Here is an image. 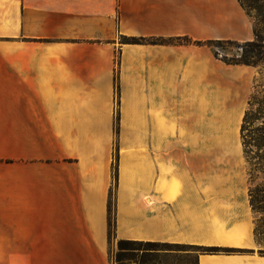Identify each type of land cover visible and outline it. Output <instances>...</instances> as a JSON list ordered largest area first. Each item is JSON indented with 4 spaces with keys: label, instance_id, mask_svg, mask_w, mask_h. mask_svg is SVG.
Returning <instances> with one entry per match:
<instances>
[{
    "label": "crops",
    "instance_id": "obj_1",
    "mask_svg": "<svg viewBox=\"0 0 264 264\" xmlns=\"http://www.w3.org/2000/svg\"><path fill=\"white\" fill-rule=\"evenodd\" d=\"M253 40L237 0H0V264H111L109 199L115 241L264 264L240 141L255 69L205 45Z\"/></svg>",
    "mask_w": 264,
    "mask_h": 264
},
{
    "label": "trees",
    "instance_id": "obj_2",
    "mask_svg": "<svg viewBox=\"0 0 264 264\" xmlns=\"http://www.w3.org/2000/svg\"><path fill=\"white\" fill-rule=\"evenodd\" d=\"M239 2V0H237ZM261 17L260 22L263 23L264 18L262 14H258ZM254 40L251 42L237 43L233 41H209L205 45L212 48L214 55L217 57V53L214 51L215 47H220L222 45H235L241 47L243 53L237 59H221L224 63L228 65H245L250 67H255L260 61L264 63V40L259 36L255 28L253 27ZM123 43L136 44L140 43L142 40L134 38H123ZM159 44H188L191 43L185 38L176 39H157L153 41ZM200 45V43H195ZM259 86L258 88H262ZM259 95L252 94L248 101L247 107L243 115L242 123L240 126V141L243 150V155L245 162L247 164V179L249 183L248 197L251 210L253 214L260 216L258 224L254 226L253 234L255 240L258 243L259 237L264 238V91L258 92ZM117 133V126H116ZM118 154L117 150L114 155V161L112 164V174L114 184L117 183L118 175ZM254 184V187H251ZM113 220H112V202L109 199L108 203V236L109 240L113 238ZM262 241V240H261ZM264 242V239L263 241ZM119 250L128 251H140L142 252V261L147 263L150 259L161 255L162 257H175L180 256L181 258L188 259L192 255L190 251L197 252L196 254V264H198L199 255L204 254H218V253H229L234 252L233 250L220 248V247H202V246H191V245H181V244H168V243H150V242H137L129 240H118L117 241ZM259 244V243H258ZM144 247V249H141ZM148 247H158V249H148ZM179 248H187V250H182ZM260 254L264 255V246L258 251ZM151 254H156L151 255ZM186 264H190L188 260Z\"/></svg>",
    "mask_w": 264,
    "mask_h": 264
},
{
    "label": "rangeland",
    "instance_id": "obj_3",
    "mask_svg": "<svg viewBox=\"0 0 264 264\" xmlns=\"http://www.w3.org/2000/svg\"><path fill=\"white\" fill-rule=\"evenodd\" d=\"M240 5L245 10L246 14L249 16V18L252 21L253 27L255 28L256 33L261 36V38L264 40V21L263 23L260 22L261 17L258 14L264 15V0H239ZM264 18V16H263ZM242 44L239 46L235 45H222L220 47H215L214 51L217 53V57L221 59L231 60V59H237L241 56L243 53L241 47ZM264 57V56H263ZM255 74L253 77V84H252V90L250 93V96L252 94L259 95L258 92L264 91V63L259 62L255 67ZM259 86H263L262 88H258ZM249 96V97H250ZM246 164V162H245ZM246 164V169H247ZM251 187H254V184H251ZM254 219V226L258 224L260 216L257 214H253ZM263 237H259L258 239V245L259 248L264 246ZM262 240V241H261ZM141 249H144L142 247ZM148 249H158V247H148ZM182 250H187V248H179ZM194 251L190 255L188 259L181 258L180 256H171V257H162L161 255L156 256L154 259L149 258L150 260L147 263H143L142 261V252L140 251H128V250H119L117 241L111 239V246L109 250V257L111 264H186V261L190 264H196V254L197 252L195 249H192Z\"/></svg>",
    "mask_w": 264,
    "mask_h": 264
}]
</instances>
